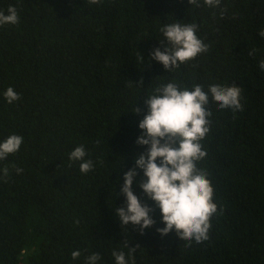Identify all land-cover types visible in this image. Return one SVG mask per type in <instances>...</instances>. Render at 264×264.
Wrapping results in <instances>:
<instances>
[{"label":"trees","instance_id":"trees-1","mask_svg":"<svg viewBox=\"0 0 264 264\" xmlns=\"http://www.w3.org/2000/svg\"><path fill=\"white\" fill-rule=\"evenodd\" d=\"M10 5L19 23L0 26V142L16 134L23 143L0 161V264H86L92 253L116 264L113 251L129 264H264V0H0V11ZM175 22L196 23L208 51L168 72L150 54L164 50L160 28ZM168 82L241 87L242 111L219 108L209 93L198 167L217 213L201 243L157 231L165 224L140 187L142 170L133 190L156 223L141 234L115 214L123 173L148 148L136 143L145 99ZM9 87L21 97L11 104ZM78 146L94 165L86 174L70 160Z\"/></svg>","mask_w":264,"mask_h":264},{"label":"clouds","instance_id":"clouds-1","mask_svg":"<svg viewBox=\"0 0 264 264\" xmlns=\"http://www.w3.org/2000/svg\"><path fill=\"white\" fill-rule=\"evenodd\" d=\"M102 0H87L90 5H98ZM192 6H199L200 0H189ZM209 7L219 6L221 0H204ZM19 15L15 6L10 5L7 14L0 11V26L18 24ZM196 23H169L160 28L163 39L167 41L164 50L155 48L150 56L152 60L162 63L170 72L178 69L208 51L205 44L197 35ZM264 38V29L259 33ZM255 49L249 54L254 55ZM139 59L145 58L140 53ZM259 68L264 71V60L259 62ZM143 80L140 81V83ZM211 100L221 109L231 108L233 112L243 110L241 103V87L236 85H210L204 91L199 84L190 90L181 88L176 82H168L155 89V93L146 97L148 112L139 122L141 135L137 138L138 145H147L142 153H137L134 167L123 173V184L120 193L126 197L125 206L115 208V214L125 228L129 223L138 226L141 234L145 229L153 226L156 221L152 213L154 209L142 203L133 190V183L143 171L144 178L140 183L143 193L149 200L155 202L162 214L164 227L157 231L165 236L175 230L178 237L186 241L201 243L209 238L211 217L217 213L214 202V188L208 174L198 167V162L207 156L202 141L210 131L211 110L207 105ZM9 104L19 100L20 95L9 87L4 92ZM139 114L142 110L134 107L131 110ZM23 137L12 134L0 142V161H4L10 154L19 151ZM86 151L83 146L76 147L70 153V160L80 161V171L88 173L93 170L91 160H85ZM17 174L23 172L16 167ZM3 179L9 177V168L2 169ZM127 247V245H125ZM135 252L132 247L128 253ZM81 253L73 251L72 259H77ZM116 264H129L124 251H113ZM101 259L99 253H92L87 257L86 264H97ZM134 264V261L132 262Z\"/></svg>","mask_w":264,"mask_h":264}]
</instances>
